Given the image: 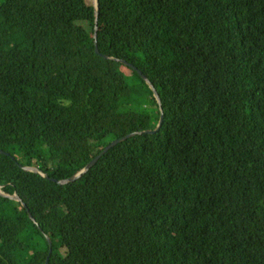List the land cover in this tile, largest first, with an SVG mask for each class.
I'll return each instance as SVG.
<instances>
[{
	"label": "trees",
	"instance_id": "1",
	"mask_svg": "<svg viewBox=\"0 0 264 264\" xmlns=\"http://www.w3.org/2000/svg\"><path fill=\"white\" fill-rule=\"evenodd\" d=\"M98 6L0 0V264H264V0Z\"/></svg>",
	"mask_w": 264,
	"mask_h": 264
},
{
	"label": "water",
	"instance_id": "2",
	"mask_svg": "<svg viewBox=\"0 0 264 264\" xmlns=\"http://www.w3.org/2000/svg\"><path fill=\"white\" fill-rule=\"evenodd\" d=\"M92 6H93V8H94V16H95V26H94V35H93V37L95 38V37H96V36H95V31H96V28H97L98 7H99V6H98V0H92ZM95 53L98 54V50H97V48L95 49ZM104 58H108V57L104 56ZM114 60H115V59H114ZM116 61H118V60H116ZM120 62H121L123 65H127V66H129L131 69L136 70V68H135L134 66L129 65V64L123 62V61H120ZM138 73L140 74V72H138ZM140 75H141V74H140ZM141 76H142L143 80L145 81V83L149 86L150 90L153 92V96H154V98H155L157 104H158L159 107H160V99H159L158 94H157V92L155 91L154 87L150 84V82L147 80V78H146L145 76H143V75H141ZM159 109L161 110V108H159ZM161 122H162V115L160 116L159 124H158V126L156 127V129H155L154 131H145V133H147V134H153L154 132H156V131L159 129V127H160V125H161ZM132 135H134V134H130V135H127L126 137H123V138H121V139H119V140H115V141H113V142L110 143L108 146H106V147L102 150V152H101L97 157H95L93 160H91V161L85 166V168H84L83 170H81L79 173H77L76 175H74L72 178L67 179V180H65V181H62V182H59V183H60V184H66V183H69V182H74V181H76L78 178H80V176H81L82 174H84L85 172H87V171H88V170H89V169H90V168H91V167L97 162V160L99 159V157H100L101 155H103L105 152H107L110 148H112V147L115 146L116 144L120 143L121 141L125 140L126 138H128V137H130V136H132ZM0 154H5V155H6V153H3L1 150H0ZM22 169L25 170V171H29V172L37 173L38 175H40V176H42V177H46V176H45L44 174H42V172H41L39 169H37V168H34V167H22ZM10 199H14V200L20 202V199L17 197V195H14V196L10 197ZM46 239H47V238H46ZM47 242H48V246L50 247V243H49L48 239H47ZM45 264H47V259H46V261H45Z\"/></svg>",
	"mask_w": 264,
	"mask_h": 264
}]
</instances>
